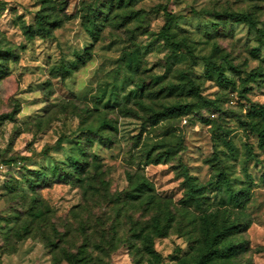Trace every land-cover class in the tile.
Returning <instances> with one entry per match:
<instances>
[{
  "label": "rangeland",
  "instance_id": "1",
  "mask_svg": "<svg viewBox=\"0 0 264 264\" xmlns=\"http://www.w3.org/2000/svg\"><path fill=\"white\" fill-rule=\"evenodd\" d=\"M37 12L61 25L25 35ZM225 12L250 13L264 32V0H0V48L17 54L0 74V264H51L64 251L81 264H196L203 213L236 225L219 244L237 250L206 264H264V147L247 125L264 104V33L260 43ZM177 104L190 112L166 113ZM154 112L165 116L153 123ZM78 145L80 175L66 168ZM54 162L66 180L29 187ZM185 173L202 187L200 210ZM219 173L248 191L241 206L220 201ZM143 179L154 202L139 197ZM160 212L166 235L146 242L139 233Z\"/></svg>",
  "mask_w": 264,
  "mask_h": 264
},
{
  "label": "trees",
  "instance_id": "2",
  "mask_svg": "<svg viewBox=\"0 0 264 264\" xmlns=\"http://www.w3.org/2000/svg\"><path fill=\"white\" fill-rule=\"evenodd\" d=\"M121 1V0H119ZM216 15H220V13H215ZM221 15L228 16L229 18H232L236 22H243L248 24L249 26L253 27L256 29L258 35H259V41L260 43H263L261 36L263 35V30L259 29L256 27V23L254 18L250 13H222ZM93 21H87L86 22V29L87 31L93 35L94 30L92 29L93 27ZM61 25V21L57 19H51L49 15H46L45 13L37 12L35 15L34 23L29 24V25H24L23 27V33L25 35H35L38 34L41 37H46L49 36L51 33V30L55 27H58ZM163 37L167 40V42L175 46L178 44L177 41H174L169 37L167 33L163 34ZM94 38H96L94 36ZM259 49H256L255 53L258 52ZM17 54L12 49H6V50H1L0 48V74H4L8 71V62L9 60L15 61ZM90 53L88 51H85L83 54H79L76 57V61L74 62V67L77 66L78 64H84L87 59H89ZM216 70L215 68L213 69H207L206 73L207 75L211 76ZM59 72H61L62 78L68 77L71 74V69L66 66H61L59 69ZM217 79L222 83L224 82V78L221 73H218ZM248 79L244 80V82H247ZM232 83V81H228ZM187 83H190V80H187ZM190 88H193L191 84ZM191 110L190 105L184 104H177L173 105L171 107L166 108V113H171L174 115H182V114H187ZM165 113V112H164ZM162 112H154L152 113V121L153 123H156L159 119L163 118L165 115ZM249 121L247 125H249L248 128L253 130L254 132L257 133L258 136V146L260 148L264 147V104L259 105V106H254L251 105L249 107ZM60 139L57 140V144H60ZM75 152L78 155H75V153H71L69 156V161L67 163V170L70 169L72 172H79V175L81 173V169L85 165V161L82 158L84 156V150L83 148L78 145L75 148ZM61 163L59 162H54L50 168V171L52 172L51 175H49V170L45 169L44 167L36 169V171L33 172V179L31 181H26L29 187L36 186L40 181H47L50 178H56L58 180H66L68 173L62 172L64 171L65 167H61ZM76 174V173H75ZM75 175L74 177H76ZM78 180L82 179L80 176L76 177ZM184 181L187 187L186 190V195H187V202L190 205H193L195 208L200 210V205L203 202V197H202V187L194 181V178L191 177L188 173L184 174ZM214 186L216 188V192L222 191L223 188L226 189L228 193V197H224L223 195L220 196V201L225 202L228 201L230 203L235 204L236 206H241L243 204V201L245 198L248 196V191L246 189H241L238 192H233V190H230L229 187V180L227 177L219 173L215 180H214ZM140 191V198L144 197L145 190H151L152 187L150 183L143 179L140 183V186L138 187ZM138 196V195H135ZM144 202L149 203V202H154L155 201V196L152 193L147 194L145 197ZM44 214V211L40 210L35 213H32L33 217H40ZM168 212H160L152 216L151 218V230L149 233H145L144 230H142L139 234V237H142L143 240L146 242H152L154 237H163L166 235L168 225L163 223L164 221H170V217H168ZM201 218L203 220V238H202V250L198 252L199 257L197 259L196 264H206L207 261H212L216 257H220L224 255L225 252L227 254L233 253L237 250V247L231 242V241H226V244L224 247H221L219 244V241L225 237V235L230 231L234 230L235 226L234 224H220L218 223L216 219V215H210V214H205L201 215ZM150 248H148L149 251ZM63 256L61 258L57 256H53V261L51 264H58L60 260L64 259L66 260L69 264H81V259L82 258H77L75 255H73L70 252H63ZM83 264V263H82Z\"/></svg>",
  "mask_w": 264,
  "mask_h": 264
}]
</instances>
